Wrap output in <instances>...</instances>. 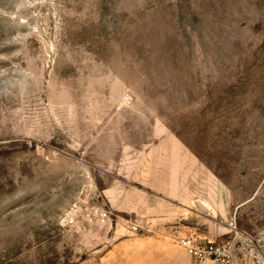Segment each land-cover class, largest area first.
<instances>
[{
    "label": "rangeland",
    "instance_id": "374dc122",
    "mask_svg": "<svg viewBox=\"0 0 264 264\" xmlns=\"http://www.w3.org/2000/svg\"><path fill=\"white\" fill-rule=\"evenodd\" d=\"M176 230L264 264V0H0V264H193Z\"/></svg>",
    "mask_w": 264,
    "mask_h": 264
},
{
    "label": "built area",
    "instance_id": "2783aa9c",
    "mask_svg": "<svg viewBox=\"0 0 264 264\" xmlns=\"http://www.w3.org/2000/svg\"><path fill=\"white\" fill-rule=\"evenodd\" d=\"M112 212L108 206L92 205L85 210H81L78 204H74L73 209L66 218L68 227H91L96 224H107L111 220ZM143 229L142 224L134 222L129 224L128 232L138 234ZM171 240L178 246L184 248L193 260V264H233L227 249L214 246L213 244H202L194 235L184 236L179 231H175Z\"/></svg>",
    "mask_w": 264,
    "mask_h": 264
}]
</instances>
